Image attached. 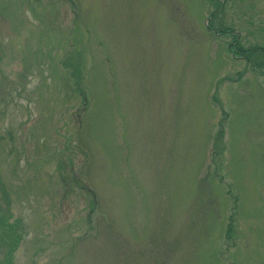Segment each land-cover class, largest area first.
Segmentation results:
<instances>
[{
    "label": "rangeland",
    "instance_id": "374dc122",
    "mask_svg": "<svg viewBox=\"0 0 264 264\" xmlns=\"http://www.w3.org/2000/svg\"><path fill=\"white\" fill-rule=\"evenodd\" d=\"M0 215V264H264V0H0Z\"/></svg>",
    "mask_w": 264,
    "mask_h": 264
},
{
    "label": "trees",
    "instance_id": "16d2710c",
    "mask_svg": "<svg viewBox=\"0 0 264 264\" xmlns=\"http://www.w3.org/2000/svg\"><path fill=\"white\" fill-rule=\"evenodd\" d=\"M243 50H245V49H241V50H240V53H241V54H244L243 52H241V51H243ZM246 50H248V49H246ZM251 50H252V49H251ZM214 137H216V138L218 137V139H220V138L222 137V131H221V132H218ZM216 138H214V143H213V144H214V148L216 149V148L218 147V149H219V148H220V147H219L220 144L218 143V145H215V144H217V142H216ZM218 141H219V140H218ZM2 194H3V197H4L5 193H4V190H3V189H2ZM5 223H6V220L3 218V216L0 215V224H5ZM229 229H230V228H229ZM229 229L227 228V231H228V232L230 231ZM228 232H227V233H228ZM16 239H17V238H16Z\"/></svg>",
    "mask_w": 264,
    "mask_h": 264
}]
</instances>
